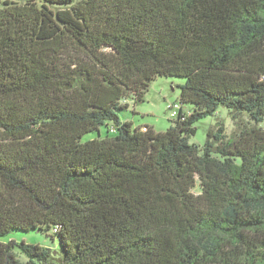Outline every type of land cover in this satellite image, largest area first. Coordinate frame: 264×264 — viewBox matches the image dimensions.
<instances>
[{
	"label": "trees",
	"instance_id": "obj_1",
	"mask_svg": "<svg viewBox=\"0 0 264 264\" xmlns=\"http://www.w3.org/2000/svg\"><path fill=\"white\" fill-rule=\"evenodd\" d=\"M159 77L185 80L173 125L122 122ZM220 107L249 124L191 144ZM14 232L59 250L0 242V264H264V0H0Z\"/></svg>",
	"mask_w": 264,
	"mask_h": 264
},
{
	"label": "rangeland",
	"instance_id": "obj_2",
	"mask_svg": "<svg viewBox=\"0 0 264 264\" xmlns=\"http://www.w3.org/2000/svg\"><path fill=\"white\" fill-rule=\"evenodd\" d=\"M185 84L184 79L159 77L150 86L145 100L142 103L135 104L129 100L127 111L119 112V117L122 122H131L134 127H148L156 133L166 132L172 125V121L176 119L173 116L171 107L179 105L181 87ZM180 106V105H179ZM179 110H177L178 112ZM192 111L191 106H185L183 112L187 115ZM247 115H242L235 121L233 114L225 107H220L213 116H209L195 124L196 135L190 140L191 144L203 147L210 132L216 133L219 125H223L225 134L228 138H232L239 134V125L244 126L249 124ZM242 128V127H241ZM102 134L106 132V127L101 129ZM97 132L90 133L84 136L82 143L98 138ZM104 137V136H103ZM16 241L17 243H26L28 245H39L44 248H50L58 251L59 244L57 240H52L48 234L31 232L22 233L14 232L10 235L0 237L1 243ZM16 254L22 263L27 262V257L16 250Z\"/></svg>",
	"mask_w": 264,
	"mask_h": 264
},
{
	"label": "built area",
	"instance_id": "obj_3",
	"mask_svg": "<svg viewBox=\"0 0 264 264\" xmlns=\"http://www.w3.org/2000/svg\"><path fill=\"white\" fill-rule=\"evenodd\" d=\"M171 110H174L173 111V116L176 115L177 110H179V105H174L173 107H171ZM143 130H146V129H143Z\"/></svg>",
	"mask_w": 264,
	"mask_h": 264
}]
</instances>
